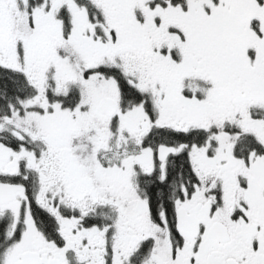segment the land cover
<instances>
[{"label": "snow or ice", "instance_id": "obj_1", "mask_svg": "<svg viewBox=\"0 0 264 264\" xmlns=\"http://www.w3.org/2000/svg\"><path fill=\"white\" fill-rule=\"evenodd\" d=\"M0 264H264V0H0Z\"/></svg>", "mask_w": 264, "mask_h": 264}]
</instances>
